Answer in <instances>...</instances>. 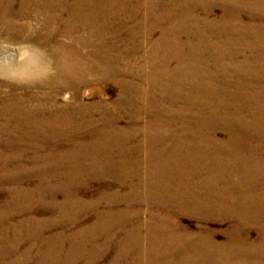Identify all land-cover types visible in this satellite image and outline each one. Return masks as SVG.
I'll list each match as a JSON object with an SVG mask.
<instances>
[{"label":"bare ground","instance_id":"1","mask_svg":"<svg viewBox=\"0 0 264 264\" xmlns=\"http://www.w3.org/2000/svg\"><path fill=\"white\" fill-rule=\"evenodd\" d=\"M0 29L33 43L0 47V264H93L85 210L113 230L108 264H264V0H0ZM146 43L143 71L119 64ZM91 80L114 98L83 101ZM21 154L41 169L19 180Z\"/></svg>","mask_w":264,"mask_h":264},{"label":"rangeland","instance_id":"2","mask_svg":"<svg viewBox=\"0 0 264 264\" xmlns=\"http://www.w3.org/2000/svg\"><path fill=\"white\" fill-rule=\"evenodd\" d=\"M219 9L216 7L214 9V14L213 16L217 17L219 15ZM243 19L245 20L246 17L245 15H243ZM19 23H22L23 20L25 19H18ZM27 28V27H26ZM0 31H2V29H0ZM40 31V26L38 24V20H33L32 23L29 25V28L27 29V33L31 36L33 35L35 32ZM5 39V34L0 33V47L5 49V46H9L10 48L12 47H16L19 42H21L22 44H33L31 40L28 41H23L21 40L20 37L12 40V41H8V40H4ZM148 44L146 43L143 46V49H141L139 52H137L136 54H134L132 57H124L119 61V64L121 66L126 65L127 63L131 62L133 64V70H138V71H143L144 68L142 67V63L145 61V50L147 49ZM85 50V49H83ZM93 79V78H91ZM109 81H106V83L103 82H96V80H91V82L82 87V100L83 101H94L97 99H101L103 101L105 100H110L112 98H114L116 92H117V86L115 84H109ZM103 98V99H102ZM69 145L75 144L72 142V139H65ZM249 144L254 147L255 145V141L253 140H249ZM80 148L77 149V152L74 151L75 154H77L79 152ZM86 153V152H85ZM24 157V158H23ZM38 158H34L32 156V154H21L19 156L16 157V160L14 162H11L13 166H15V169L21 166H24L25 169L23 170L24 172H19L16 174V176L18 177L19 180H22L26 174L29 173V169L32 166L34 168H40L41 166L39 165V162L34 163V161H38ZM38 169V170H40ZM35 174L33 175L34 179L37 181L40 180H44V174L42 172H34ZM42 177H41V176ZM2 185H6V183H1ZM29 185V182L26 180L22 181V186L26 187ZM104 187L100 186L98 183L94 182L91 180V182H89V184L85 185V183L82 185V189H77L76 193L78 195V199L80 201L85 200L90 202V198H92L93 196H95L99 191L103 190ZM47 192L51 193L48 189ZM56 192V191H55ZM9 194L7 193L6 189L1 188L0 189V199L4 198L6 199V197H8ZM48 197H50V195L45 193V199H48ZM58 198H60V195H57ZM94 205V204H93ZM7 206H9L7 204ZM10 207V206H9ZM8 207L7 211H12L10 208ZM149 209V206L147 204H142L141 205V211L139 213V219H145L146 215H147V210ZM113 210V209H112ZM19 212V211H18ZM18 212H14L12 214H7L6 217L7 219L9 218H15L16 215H18ZM85 214L80 213V218H81V222L75 226L74 229L79 228L81 230L84 229V224L86 225V231H87V236L89 238V242L87 243H83L80 244V249L84 252L89 253L90 257H94L95 256V248L100 245L102 242L105 244L104 246H102L101 248H99L98 253H99V259H93L92 263L93 264H108L111 263V258L110 255H113V230L109 227L107 228V232L105 234H101V232H98L96 230H93L92 232L89 231L90 228V223L92 224V220H91V214H92V210H85L84 211ZM21 216V215H19ZM17 216V218L19 217ZM60 219V217H58ZM54 219V217H53ZM86 219V220H85ZM231 220L232 219H219V218H215V219H211L205 222V224L207 226H209L210 228H212L214 230V239L216 241H221L225 238V233L228 231V229L230 228L231 225ZM54 221V220H53ZM174 222H177V224H181V225H186L191 227L192 229H195L197 225L203 223L204 221L202 219H200V217L197 216H193L190 214H185V213H181L180 217H178L177 219L173 220ZM50 229V228H49ZM246 233L249 235L250 240L251 239H255L256 235H257V227L253 224L250 223L248 225H246V227L243 228ZM44 234L46 233L47 227H45L43 229ZM24 239V238H23ZM25 241V239H24ZM24 241H19V246L18 244L15 245V250L18 249H22L23 247V242ZM83 245V247H82ZM56 248L58 249L59 252H68L69 250L64 247L61 248L60 245L55 244ZM97 249V248H96ZM6 250H9L8 248H6ZM106 252V253H104ZM78 262H80V259H78Z\"/></svg>","mask_w":264,"mask_h":264}]
</instances>
